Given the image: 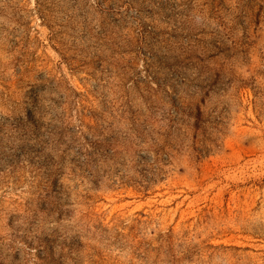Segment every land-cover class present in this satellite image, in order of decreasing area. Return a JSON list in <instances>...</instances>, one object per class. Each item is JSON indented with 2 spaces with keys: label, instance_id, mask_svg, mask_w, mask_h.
<instances>
[{
  "label": "rangeland",
  "instance_id": "obj_1",
  "mask_svg": "<svg viewBox=\"0 0 264 264\" xmlns=\"http://www.w3.org/2000/svg\"><path fill=\"white\" fill-rule=\"evenodd\" d=\"M0 264H264V0H0Z\"/></svg>",
  "mask_w": 264,
  "mask_h": 264
}]
</instances>
